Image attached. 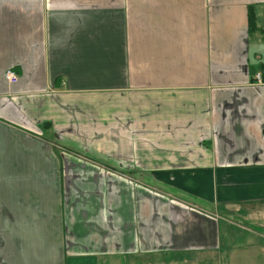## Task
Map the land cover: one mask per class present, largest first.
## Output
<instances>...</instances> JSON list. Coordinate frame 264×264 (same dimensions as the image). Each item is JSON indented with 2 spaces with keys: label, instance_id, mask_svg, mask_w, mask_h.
<instances>
[{
  "label": "crops",
  "instance_id": "obj_1",
  "mask_svg": "<svg viewBox=\"0 0 264 264\" xmlns=\"http://www.w3.org/2000/svg\"><path fill=\"white\" fill-rule=\"evenodd\" d=\"M263 44L264 0H0V264L264 257Z\"/></svg>",
  "mask_w": 264,
  "mask_h": 264
},
{
  "label": "rangeland",
  "instance_id": "obj_2",
  "mask_svg": "<svg viewBox=\"0 0 264 264\" xmlns=\"http://www.w3.org/2000/svg\"><path fill=\"white\" fill-rule=\"evenodd\" d=\"M258 48L260 49V46L258 45ZM263 48H264V44H263ZM263 57H264V55H263ZM262 57V58H263ZM260 75V74H259ZM261 77H263L262 75H260ZM255 81V80H254ZM253 81V82H254ZM262 81V80H261ZM135 188H137V187H135V186H133V189H132V191L133 190H135ZM137 189H139V188H137ZM148 195V198H150L149 200H147V202H146V205H147V207L149 208L150 207V202L151 203H155L156 201H158L159 199H160V197L159 196H155V197H153V195L151 194L150 195V193H148L147 194ZM150 196V197H149ZM192 200V199H191ZM165 201V204H166V200H164ZM192 202L193 203H195L194 202V200H192ZM164 203V202H163ZM175 207V206H174ZM233 216L230 218V216H224L222 219H225L226 220V222H223V220H221V221H219V219L218 218H214L213 217V215H209V216H211L210 218L211 219H213V220H211L212 221V223H222L221 225L222 226H229L230 228L229 229H231V228H234L235 226H242V225H246V223H247V225L248 224H251V225H256V223H250V222H245L244 220H242L240 217V215H238V214H236V210H234L233 212H230ZM195 216H197V215H195ZM209 216H205V217H208L209 218ZM216 221V222H215ZM219 221V222H218ZM260 221H264V220H262V219H260L259 220V222ZM228 231V230H227ZM225 251H223V253L222 254H219V252H215V253H210V254H206V252H199V253H196V254H193V253H184V254H181V255H179L178 257H179V259H180V264H203V262L204 261H209L210 262V260L211 261H213L214 259H217V261L220 263V259H221V257L223 256V255H226L227 253H228V249L226 248V249H224ZM226 252V254H224ZM250 253H251V251H249ZM240 255L243 257V259L244 260H246L248 263L249 262H253L252 264H264V257L263 256H260V257H251V256H249V258H247L246 257V255H245V253L244 252H242V253H240ZM137 258V257H136ZM153 258H154V256H152V255H146V257H141V261H137V262H134L133 264H147L146 263V260H150V261H154L153 260ZM195 262H194V261ZM193 261V262H192ZM212 264H217V263H215V262H213ZM221 264V263H220Z\"/></svg>",
  "mask_w": 264,
  "mask_h": 264
},
{
  "label": "built area",
  "instance_id": "obj_3",
  "mask_svg": "<svg viewBox=\"0 0 264 264\" xmlns=\"http://www.w3.org/2000/svg\"><path fill=\"white\" fill-rule=\"evenodd\" d=\"M17 75L12 71H3V80L7 83V85L13 84L16 82ZM255 83H261L262 78L259 73L254 74Z\"/></svg>",
  "mask_w": 264,
  "mask_h": 264
},
{
  "label": "trees",
  "instance_id": "obj_4",
  "mask_svg": "<svg viewBox=\"0 0 264 264\" xmlns=\"http://www.w3.org/2000/svg\"><path fill=\"white\" fill-rule=\"evenodd\" d=\"M250 18V17H249ZM248 18L247 24H248V30L252 31L254 29V24L251 22V20Z\"/></svg>",
  "mask_w": 264,
  "mask_h": 264
}]
</instances>
